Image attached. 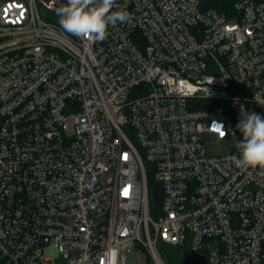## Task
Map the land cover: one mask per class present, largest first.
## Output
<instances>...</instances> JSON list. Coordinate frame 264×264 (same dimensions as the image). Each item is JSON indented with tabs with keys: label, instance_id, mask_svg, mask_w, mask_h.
<instances>
[{
	"label": "built area",
	"instance_id": "2783aa9c",
	"mask_svg": "<svg viewBox=\"0 0 264 264\" xmlns=\"http://www.w3.org/2000/svg\"><path fill=\"white\" fill-rule=\"evenodd\" d=\"M65 3L0 0L2 264H130L135 249L264 264V170L231 159L242 112L264 117V0L232 17L116 0L130 19L96 43L60 26Z\"/></svg>",
	"mask_w": 264,
	"mask_h": 264
},
{
	"label": "clouds",
	"instance_id": "9594fccd",
	"mask_svg": "<svg viewBox=\"0 0 264 264\" xmlns=\"http://www.w3.org/2000/svg\"><path fill=\"white\" fill-rule=\"evenodd\" d=\"M113 9H119L116 0H67L55 11L60 26L66 32L83 37L89 43H96L107 38L109 25L114 27L130 19L126 10ZM236 127L243 139L236 144L239 155L231 158L235 166L239 169L259 167L264 170V117L255 112H242ZM110 264H116L115 253L111 256Z\"/></svg>",
	"mask_w": 264,
	"mask_h": 264
},
{
	"label": "rangeland",
	"instance_id": "374dc122",
	"mask_svg": "<svg viewBox=\"0 0 264 264\" xmlns=\"http://www.w3.org/2000/svg\"><path fill=\"white\" fill-rule=\"evenodd\" d=\"M205 141L208 144V152L211 155L226 154L229 152V147L226 141L219 142L212 137H205ZM112 176V173H108L103 175L100 180L104 184L107 183ZM161 257L165 264H167V261L170 262V264H197L199 260V255H197V253L181 249H168L165 253L162 251ZM129 258L131 260L130 264H138L133 258H137L139 264H157L152 257H149L148 259V256H146L143 251L137 249L134 250ZM61 262H63V259L58 257L54 262H49V264H57Z\"/></svg>",
	"mask_w": 264,
	"mask_h": 264
},
{
	"label": "trees",
	"instance_id": "16d2710c",
	"mask_svg": "<svg viewBox=\"0 0 264 264\" xmlns=\"http://www.w3.org/2000/svg\"><path fill=\"white\" fill-rule=\"evenodd\" d=\"M239 1L240 0H204V6L206 9H212L219 13L225 14L227 17H232L234 15L235 5ZM255 1L260 2L263 0H255ZM149 181H150V189H151V208L154 211L156 207H159L161 205L162 191H161V185L157 183L152 176L149 177ZM165 252L166 251H164V253ZM197 255H199V260L197 264H208L207 252L201 251L198 252ZM0 264H2L1 261ZM167 264H170V262L167 261Z\"/></svg>",
	"mask_w": 264,
	"mask_h": 264
}]
</instances>
